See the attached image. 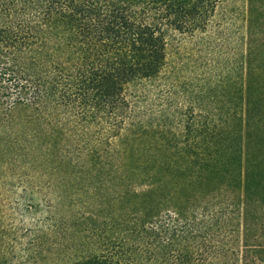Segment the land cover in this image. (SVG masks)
I'll return each mask as SVG.
<instances>
[{"label":"trees","instance_id":"obj_1","mask_svg":"<svg viewBox=\"0 0 264 264\" xmlns=\"http://www.w3.org/2000/svg\"><path fill=\"white\" fill-rule=\"evenodd\" d=\"M222 3L0 0V264H264V0L214 107L128 95Z\"/></svg>","mask_w":264,"mask_h":264},{"label":"rangeland","instance_id":"obj_2","mask_svg":"<svg viewBox=\"0 0 264 264\" xmlns=\"http://www.w3.org/2000/svg\"><path fill=\"white\" fill-rule=\"evenodd\" d=\"M247 18V0H224L207 32L169 37L164 77L153 86L128 90L130 99L135 93L145 97L139 104L140 116L153 124L171 116L178 123L175 118L181 109L186 112L193 106L200 112L199 104L214 107L215 103L208 104L206 88L227 77L231 82L236 79L244 65Z\"/></svg>","mask_w":264,"mask_h":264}]
</instances>
